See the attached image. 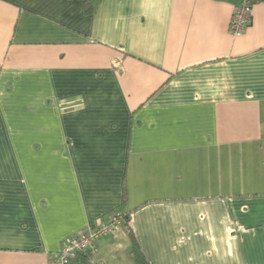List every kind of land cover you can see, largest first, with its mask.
<instances>
[{
    "label": "crops",
    "instance_id": "obj_1",
    "mask_svg": "<svg viewBox=\"0 0 264 264\" xmlns=\"http://www.w3.org/2000/svg\"><path fill=\"white\" fill-rule=\"evenodd\" d=\"M0 0V264L121 210L148 264H264V0ZM95 264H134L122 225ZM76 264V262H75Z\"/></svg>",
    "mask_w": 264,
    "mask_h": 264
},
{
    "label": "built area",
    "instance_id": "obj_2",
    "mask_svg": "<svg viewBox=\"0 0 264 264\" xmlns=\"http://www.w3.org/2000/svg\"><path fill=\"white\" fill-rule=\"evenodd\" d=\"M253 2L254 0H242L233 12L229 22V32L233 37L240 36L251 25ZM121 224V215L117 213L94 229L65 239L60 251L49 259V264H75L78 255L82 253L90 255L88 264H95L92 259L97 252V241L102 237L115 234Z\"/></svg>",
    "mask_w": 264,
    "mask_h": 264
},
{
    "label": "trees",
    "instance_id": "obj_3",
    "mask_svg": "<svg viewBox=\"0 0 264 264\" xmlns=\"http://www.w3.org/2000/svg\"><path fill=\"white\" fill-rule=\"evenodd\" d=\"M121 219H122V226L125 227L126 231L129 232L130 238H131V249H130V256L134 262V264H148L145 260L143 254L141 253L139 247L135 243V240L133 236L131 235V232L129 231V219H130V212H126L124 210H121L120 212ZM90 258V255L88 253H82L78 255L76 259V264H88V259Z\"/></svg>",
    "mask_w": 264,
    "mask_h": 264
}]
</instances>
